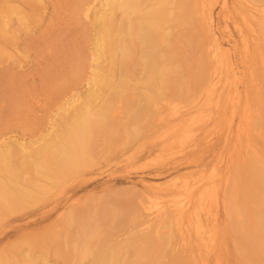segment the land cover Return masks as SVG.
Returning a JSON list of instances; mask_svg holds the SVG:
<instances>
[{"label":"bare ground","instance_id":"6f19581e","mask_svg":"<svg viewBox=\"0 0 264 264\" xmlns=\"http://www.w3.org/2000/svg\"><path fill=\"white\" fill-rule=\"evenodd\" d=\"M13 1L0 0V32L6 30L7 13H19L18 9H10ZM106 1L107 11H100L98 15L101 26L97 25L91 47L94 51L91 71H87L86 61L80 60L72 65L75 71L69 78L59 75L67 72L63 68L51 80L43 82L41 92H45L42 94H47V97L40 103L46 106L47 112L50 111L47 106L60 100L64 102L57 110L66 111L68 106L72 108L71 105L84 93L83 86L88 88L89 98L79 106V110L74 106L75 112H68L69 115L76 113L75 118L67 124L65 131L51 130L55 126L46 128L47 131L42 129L37 141L43 143L38 144L36 150L24 138L19 140L18 147L6 138L4 145L0 146V240L12 234L6 229L7 225H3L4 219L8 220L7 224L19 218L27 219L22 225L24 231L27 226L50 218V211L45 210V199L53 192L49 188L54 186L49 183L47 187L44 181L46 188L43 180H61L65 184L73 170L96 164L95 154L98 153L95 151L94 154L93 149L94 139L98 140L95 129L102 125V119L113 113V106H117V102L116 105L112 103L113 98L116 99L112 94L121 96L126 93L127 96L131 91L133 96L138 94L133 100L137 102L131 103L136 107H132L126 116L127 123L122 122L127 131V138L123 140L126 144L144 132L145 138L159 134L166 151H175L178 147L185 150L188 145L192 149L203 150L202 147L217 136L225 149L216 156V167L206 177L201 174L189 181L174 180L163 192H156L153 188L152 194L156 192L157 196L148 201H139L134 206L123 201L117 206L119 208L112 205L115 209L110 208L114 213L109 208L113 215L111 220H107L113 225L105 234L104 231L99 234L100 226L94 225V212H91L95 210L92 209L94 206L86 203L77 208L72 207L75 206L72 203L67 213L59 215L64 220L61 231L46 235L36 232L32 236L17 228L14 235L18 238L30 237L26 241L41 250L47 246L69 248L67 251L74 252L85 250L93 254L95 264H240V261L264 264V2L260 5L263 0H233L231 9L238 17L235 23L240 32L234 55L226 50L215 23L217 4L231 13L227 0H159L155 7L152 0ZM117 8L122 10L120 17L113 12ZM22 17L25 19L31 15L25 13ZM35 44L40 47L37 53L45 54L44 45ZM196 52L202 55L198 53L199 57ZM189 54H193L191 59ZM89 73L82 89L77 90L83 75ZM118 75L117 80L115 76ZM238 79H242L241 85L237 83ZM14 88L13 85L8 86L5 92L6 97L9 96L7 106L11 115L4 124H0L4 126L0 134L6 137L14 127L20 126L34 135L37 132L34 131L35 126L40 124L35 112L39 100L22 87V92L19 89L22 96H19ZM147 88L153 93H148ZM109 89L111 94L106 93ZM172 98L176 102L171 107L173 112H168V107L162 109L160 104L170 103ZM131 99L128 100L132 102ZM126 105L125 102L123 106ZM154 117L156 122L152 121ZM19 129L16 128V134ZM111 130L107 132L111 134ZM120 130L117 134H126ZM99 134L104 136L101 131ZM48 135L49 138H45ZM121 135L118 136H124ZM102 140L105 141V137ZM103 141L105 143L107 139ZM110 143L107 141L106 144ZM30 147L35 151H25ZM17 152L21 154L20 159H15ZM78 177L75 180L72 178L74 183ZM230 181L237 195V198L233 197L234 214L248 215V232L234 240V247L240 253L233 260L230 257L229 236L217 217L220 206L227 212V195L224 193ZM56 204L53 206L56 207ZM33 205L37 206L36 209L30 210ZM31 218L33 220L29 221ZM119 227L120 230L129 228L124 232L128 237L122 235L125 237L120 240V237L117 239V235L114 236V229ZM21 247L23 245L17 250ZM45 255L39 264H49ZM12 259H0V264H12ZM27 259L34 260L33 257ZM21 261L24 262L23 259Z\"/></svg>","mask_w":264,"mask_h":264},{"label":"rangeland","instance_id":"374dc122","mask_svg":"<svg viewBox=\"0 0 264 264\" xmlns=\"http://www.w3.org/2000/svg\"><path fill=\"white\" fill-rule=\"evenodd\" d=\"M227 1L229 4L228 9H231L233 0H227ZM152 2H154L153 3L154 7L157 4H159V0H152ZM263 2L264 0L260 2L261 6ZM10 4L12 7L10 9L13 10L18 9L19 13H17L16 11L9 13L8 12L9 8H7L8 10L6 11V13L8 12L7 16L8 15L9 16L6 17V22H5L6 30L2 29L3 33H1L2 31L0 32L1 35L0 36V124L1 125L4 124L6 120L10 118L11 114H9V107L7 106L9 96L6 97L5 92L8 86L13 85L14 88L15 85L14 83L20 85L23 90H26L31 94L33 93L34 98L36 97V99L39 100V102H37V104L35 105L37 107L35 109V112L40 121V122L38 121L37 123L40 124L35 126L36 130L34 131L37 132L34 135H31L28 129L25 130L20 126L13 128L12 125L13 128L12 132L11 133L9 132V134H7L9 135L10 138L7 135L5 137V135L1 136L2 134H0V137L3 138L0 139L4 140V138H6L5 140L14 142V144L13 143L12 144L18 147V142H20L21 139L24 138L28 141V144H31V147H33L36 150L37 147L39 146L38 144L43 143V141L40 142L37 141V139H39L40 137V133L42 129L47 131L49 128L55 126V128L53 127L54 129L52 128L51 130L58 131L59 129V131L61 130L65 131L67 128V124H70L72 119L75 118L76 113L73 114L75 112V109L73 107L75 106V108L79 110L78 109L79 106L81 107L84 101L89 98L88 93L86 92L88 88L83 86L84 93L81 95L80 100L79 99L77 100L79 103L81 101L82 102L79 104L76 101L74 105H71L72 108H70V106L66 107L68 108V109L65 108L66 111L64 109L57 110V108L60 107L64 102L63 100H60L56 104L47 106L48 108H50L49 112H47V110L45 109L46 106L40 103V100H42L45 96L47 97V94L46 95L42 94L45 92H41L43 82L51 80V77L53 75L56 76L59 70L61 71V69L63 68L67 69V72H62L60 74L58 73L62 77L66 75L64 78L67 79L75 71L73 70L72 65H76L75 63L81 60L82 62L86 61L85 65L88 66L87 71L88 70L91 71V64L92 61L94 60V55H93L94 51L91 48L94 45L93 38L95 37L98 30L97 25L99 24V26H101L100 18H99L101 14L100 11L103 12L104 10H106L108 5L106 0L105 1L104 0L103 1L102 0H14ZM20 8H22V10ZM32 9L34 11H32ZM96 11L99 13L97 14ZM232 11L233 10L231 9L232 14L228 13V11H225L224 9L221 8L219 4H217L214 13H215V23L217 25L216 27L217 34L220 37V39L223 41V44L224 46H226V50L229 52V54L234 55L235 54L234 51H236L235 45L239 43L240 32L237 29L235 23V19L238 20V17H236L237 15H235V12L233 13ZM113 12L116 13L117 17H120L122 10L117 8ZM25 13H30L31 17L29 18L26 17L24 19L22 15ZM2 23L4 24L3 21ZM35 43L37 44L41 43L44 45L45 49L43 51L45 52V54L40 55L39 53H37L38 52L37 49L40 50V47H36L38 45H36ZM55 49L57 50L56 53H55ZM198 53L199 52H196V54ZM60 54L63 56H60ZM192 55L193 54H189L190 59ZM89 76L90 73L89 75L88 74L83 75L84 79L82 80L81 84L78 85L77 90L82 89V84H85ZM119 77H120L119 75L115 76L117 80ZM58 79L60 82L61 77H59ZM76 81L78 82L79 80ZM237 83L241 85L242 79H238ZM20 86L15 85L13 91L17 90L15 93H18L19 89L21 88ZM22 89H20L21 90L20 92L23 91ZM146 91H148V93L151 94L153 93L152 90L149 88H147ZM20 92L17 95L22 96L20 95L21 94ZM106 93L107 94L110 93V89ZM130 93L132 92L129 91V93H127V96L126 93H123L125 97L123 95L119 96L117 93L112 94V97L116 98L115 100L113 98V102H112L113 105L114 104L116 105L115 102H117V106H113L114 111L112 114L114 115L109 114L108 117H106V119H102V125L97 128L100 130L95 129L96 130L95 134H97L95 136H97L98 141L94 139V144H95L94 146L96 148L94 147L93 152L95 154L96 151V153L98 154H95L96 157L94 156V154L93 156L97 158L96 164L88 165V167L81 166L78 167V169L73 170V172L69 174L70 176H67V178L71 177L69 178L70 180L68 179L67 181L66 177L64 178L68 182L65 184L64 181H62L63 183H61L60 179L59 182L57 181L49 182V180L46 179L43 180L45 187L47 184L48 187L49 183L50 186H54L52 188L51 187L49 188V190L50 191L53 190V192H51L49 197L45 199V204L48 207V208L46 207L45 210L50 211L49 212L50 218H47L46 220H43L42 222H39L35 225H29L24 229V231L22 230L23 228L22 225L25 224V221L27 219L21 220L19 218L18 220H14L9 224H7L8 220L6 219L3 220L4 221L3 225L6 224L7 225L6 229L11 231L13 235L10 234L8 238L6 237L0 240V259H4L5 257H10V258L12 257L13 258L11 260L12 264H29V263L39 264V262L42 261L41 258L44 257V254H46L45 256L48 258L49 264H95L96 260L94 259L93 254L90 252H85L84 248H81L82 250H84L82 252L67 251L69 248L58 249L52 246H47L46 249L43 248L44 250H41L37 246H33L31 243L26 241L30 237H28L27 239L25 237L18 238L16 235H14V233L18 231L17 228L20 229V232L22 230L25 234L29 233L32 236H34L36 232L43 233L45 235L48 234L49 232H54L57 230H58L57 232H59L61 231L60 229L64 224L63 223L64 220L62 219L61 216L59 217V215L61 213H65L67 209H69L70 205L72 206V203L73 205L75 204V206L72 207H77V208H79L78 205H83L87 203L90 206L92 205V207L94 206V208L92 209L95 210H91V212L93 211L95 214L97 213L99 214V215H94V213H92L93 218H95L93 220L94 225L96 227L100 226L98 231L99 234L101 233V231L102 233L104 231L105 234V231L107 232L112 227L110 225H113L112 222L110 221L112 218L111 215H113L114 213L113 209L121 205L122 204L121 202L124 201L126 203L127 201L129 206H134L135 203L139 201H148L147 199L155 198V196H157L155 194L156 192L165 191L167 189V186L171 185L174 180L189 181L190 179L197 178V176L201 174H202L201 176L206 177L216 167V160H217L216 156L225 149L223 147L222 140L217 139V136H214V138L210 140L208 144L204 145V147H202L204 148L203 150H201V148L192 149L188 145L184 147L185 150L182 149V147L176 148L175 151L178 150L177 151L178 153L177 152L175 153L174 150L166 151L163 148V144L161 145L163 139L161 136H158L159 134H157L156 136L152 134V136H148L145 138L143 132L142 135L137 134L139 139L135 138L134 140L130 141L131 143L126 144L125 141H123L126 140L127 138V131L124 129L125 128L124 124L127 123L128 117L126 116H128V114L131 112L132 107H136L131 103L137 102L133 100L134 98L137 99L136 95L138 94L136 93L133 96L132 93L131 96H128V94L130 95ZM130 97L132 98L131 99L132 102L129 101ZM28 98L31 99V97ZM118 98L122 99L124 103L121 100H120L121 102H119ZM123 98L127 100L125 101ZM169 101L170 103L163 102L165 104L161 103L160 106L163 107L162 109H166V107H168V109L166 110L168 112L171 111L173 112L174 109L172 108L174 107V104L176 102L173 101V98L170 99ZM125 102L127 104L126 106L129 108L128 110L126 106H123L125 105ZM102 103L103 101L100 104ZM122 107L123 109H121ZM169 107L171 109L170 111H169ZM94 109L96 108L94 107ZM124 110L127 112V114ZM68 112H73V113H70L69 115ZM60 113L65 118L61 116L62 118L60 119V115H61ZM55 114L58 115L56 116ZM66 115L68 116V118L66 117ZM53 116L55 117V120H53L52 122L51 118ZM69 116H71L72 118ZM110 119L111 121H107ZM103 120L106 121L107 124H105ZM152 121L156 122V118L154 117ZM117 122H119V124H117ZM116 124L117 126H115ZM1 125H0V129L1 127L2 128L4 127ZM56 125L57 126L59 125V128ZM16 128L17 129L21 128L17 130V134H16ZM103 129H106L105 130L106 132L107 131L109 132L110 129H112L111 130L112 135L108 132L106 133ZM118 130H120L119 132L124 131L126 132V134L125 133L117 134ZM21 131L23 132L21 133ZM100 131L104 136L99 134ZM119 134L120 136H122L121 134H123L124 135L123 137L125 138L119 137L118 136ZM107 135L109 136L111 135V136L108 137ZM104 137H105V141L107 139L108 143H110L108 138H110V141L112 142H116V141L117 142L116 143L111 142L110 145L106 144L107 141L105 142L102 140L104 139ZM45 138L48 139L49 135L48 137L46 136ZM119 138H123V139H120L121 141L120 140L118 141ZM111 139H115V141ZM2 140H0V146H2V143L3 145L5 143V140L4 142ZM34 141H37L36 142L37 144L36 143L34 144L33 143ZM102 141L105 143H102ZM97 143H99V146ZM103 144H105L106 146L104 145L105 146L104 147ZM31 147L25 151H30ZM33 148H32L33 151L31 150V152L35 151ZM179 148L181 150H179ZM19 152L23 154L21 150ZM19 152H17L15 159H20L21 154ZM95 158L94 160H96ZM226 158H227V154H226ZM202 169H204L203 172H201ZM74 171L76 173H74ZM77 176L79 177L76 179V182L74 183V180ZM72 178L74 180H72ZM41 181L42 179L40 180V182ZM44 181H46L47 184ZM153 188L156 190V192H153L152 194ZM224 194L227 195L226 203H227L228 215L226 209L224 210L223 206L222 207L220 206L217 217H218V222L221 225L225 226L226 234L229 236L228 242H229V248L231 250L230 257L233 260V257L239 256L240 253V251L238 250L239 251L238 252L237 249H235L234 247V240L238 239L244 233L248 232L247 231L248 221H246L248 219V215L244 213H242L241 215L234 214L233 197L237 198V195H235L236 189L232 187V181H230L229 184L227 185ZM114 203L115 204L117 203V205L115 206ZM54 204L57 205L56 206L57 208L53 206ZM95 205H97V207L99 208H97ZM112 205L115 208L111 207ZM33 206H30V210L36 209L37 206L35 205ZM51 207H54V209L51 210ZM110 207L113 209H111ZM109 208L111 211H113V213H111ZM20 214L21 213L16 215L19 216ZM107 219L110 220L108 221ZM31 220H33V218L29 219V221ZM75 222L78 223V221ZM105 222L107 223L110 222V223L107 224ZM101 227H104L106 229L103 230ZM120 229L121 227L114 229L115 231L114 236L117 235V239L120 237V240H122L121 238H124L126 236L125 235L126 233H124L125 230L128 231L129 228L125 227L124 230H120ZM122 235L125 236L122 237ZM126 237H128V235ZM123 240H127V238ZM25 242L28 244H26ZM9 245H12V248L11 246L8 247ZM22 245L23 247H21L20 250H17V248H19V246ZM84 247H86V245H84ZM2 248H4V251H2ZM13 256L16 258H14ZM30 257L34 258L33 260L34 262L27 259ZM20 258L21 260L23 259L24 262L21 261ZM240 264H247V263L240 261Z\"/></svg>","mask_w":264,"mask_h":264}]
</instances>
